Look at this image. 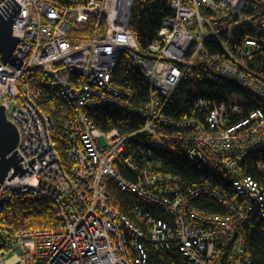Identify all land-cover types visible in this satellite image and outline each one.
Masks as SVG:
<instances>
[{
    "label": "built area",
    "instance_id": "built-area-1",
    "mask_svg": "<svg viewBox=\"0 0 264 264\" xmlns=\"http://www.w3.org/2000/svg\"><path fill=\"white\" fill-rule=\"evenodd\" d=\"M14 1L18 43L9 62H0V105L17 128L22 170L1 185L0 205L13 197L49 200L61 225L13 233L2 226L0 264H151V253L166 264L173 252L188 264H252L243 227L254 208L264 217V71L250 61L264 55V2L168 0L171 15L143 53L129 28L135 0ZM12 9L11 0H0V16ZM210 39L221 54L205 48ZM123 55L151 88L144 109L133 105L129 89L112 83ZM198 59L216 64L261 106L234 121L239 104L199 99L203 119L167 118L166 104ZM45 90L57 91L74 113L63 122L67 163L39 108ZM105 105L142 119V127L101 131L86 111ZM139 137L149 148L130 150ZM152 148L185 153L224 174L234 196L208 183L183 187ZM253 155L259 158L252 174ZM110 182L132 198L131 217L111 205ZM208 200L224 213L202 210Z\"/></svg>",
    "mask_w": 264,
    "mask_h": 264
},
{
    "label": "trees",
    "instance_id": "trees-1",
    "mask_svg": "<svg viewBox=\"0 0 264 264\" xmlns=\"http://www.w3.org/2000/svg\"><path fill=\"white\" fill-rule=\"evenodd\" d=\"M62 2V0H53ZM264 2V0H257ZM168 0H135L130 13L129 28L136 35L140 50L146 53L151 42L156 39L163 21L171 15L167 6ZM205 48L215 54H221L217 42L208 40ZM250 66L258 71H264V55L257 54ZM112 83L129 89L133 93V105L144 109L147 105L150 86L141 76L138 65L126 55L121 56L117 67L112 74ZM240 98L243 102H236ZM203 99L210 103L232 101L243 107L242 112L234 121L245 118L251 111L259 108L261 104L249 94L242 85L228 80L220 75L216 64L198 59L189 69L186 77L179 85L176 93L166 104L163 113L171 120L185 117L204 118V112H199L195 102ZM39 108L49 116L52 122L51 138L64 163H67L66 150L68 139L63 130V122L73 116V110L57 91L45 90L39 99ZM87 114L94 125L103 132L112 129L121 134L134 133L143 125V120L122 112L111 106H101L88 109ZM130 150L138 146L149 148L145 137L133 139ZM128 148V149H129ZM154 158L163 164V170L178 176L183 187L202 183L211 184L221 192L233 196V188L224 174L211 171L200 161L190 160L185 153L164 152L152 148ZM259 155H253L248 161V171L254 173V163ZM111 205L121 214L131 217L129 209L132 198L120 191L110 182L107 187ZM199 207L205 211L224 213L223 209L215 202L202 201ZM58 212L55 205L49 200L28 199L20 202L13 197L9 202L0 205V228L7 227L10 232L24 230H44L60 227ZM264 227V217L258 208H254L244 225V234L247 239L246 251L250 255L252 264H264V234L260 229ZM151 264H161L159 256L151 253ZM166 264H188L179 253L173 252L165 255Z\"/></svg>",
    "mask_w": 264,
    "mask_h": 264
},
{
    "label": "water",
    "instance_id": "water-1",
    "mask_svg": "<svg viewBox=\"0 0 264 264\" xmlns=\"http://www.w3.org/2000/svg\"><path fill=\"white\" fill-rule=\"evenodd\" d=\"M12 12L0 16V62L7 64L18 43L12 33L13 24L19 14V7L14 0ZM19 142L17 128L7 119L5 108L0 105V188L6 179L10 180L22 170L21 159L15 151ZM2 240L0 235V248Z\"/></svg>",
    "mask_w": 264,
    "mask_h": 264
},
{
    "label": "rangeland",
    "instance_id": "rangeland-1",
    "mask_svg": "<svg viewBox=\"0 0 264 264\" xmlns=\"http://www.w3.org/2000/svg\"><path fill=\"white\" fill-rule=\"evenodd\" d=\"M236 102H243L240 98L236 100ZM101 142L104 143L103 139H101Z\"/></svg>",
    "mask_w": 264,
    "mask_h": 264
},
{
    "label": "bare ground",
    "instance_id": "bare-ground-1",
    "mask_svg": "<svg viewBox=\"0 0 264 264\" xmlns=\"http://www.w3.org/2000/svg\"><path fill=\"white\" fill-rule=\"evenodd\" d=\"M233 196H234V194H233Z\"/></svg>",
    "mask_w": 264,
    "mask_h": 264
}]
</instances>
